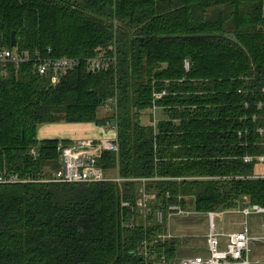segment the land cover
Wrapping results in <instances>:
<instances>
[{
    "label": "trees",
    "instance_id": "1",
    "mask_svg": "<svg viewBox=\"0 0 264 264\" xmlns=\"http://www.w3.org/2000/svg\"><path fill=\"white\" fill-rule=\"evenodd\" d=\"M13 34L20 52L83 64L57 85L31 65L0 72V178L59 171L58 144L71 142H38L42 125L117 122L119 154L100 165L159 179L147 185L154 212L264 207V0H0V50ZM102 52L117 53V69L92 74L85 61ZM112 101L115 114L103 110ZM139 187L0 184V264L175 260L179 240L154 243L167 218L137 214Z\"/></svg>",
    "mask_w": 264,
    "mask_h": 264
},
{
    "label": "built area",
    "instance_id": "2",
    "mask_svg": "<svg viewBox=\"0 0 264 264\" xmlns=\"http://www.w3.org/2000/svg\"><path fill=\"white\" fill-rule=\"evenodd\" d=\"M88 70L92 74H100L103 72L116 71L118 66V55L115 52L112 55L106 52L100 53L98 56L86 60ZM83 64L80 59L74 58H55L52 52L45 53H29L20 52L16 47L12 49L0 50V72L6 74L8 69H12L18 73L24 65H31L34 72L41 78H48L52 84L57 85L61 78L69 71L79 68ZM165 93L158 95L164 96ZM103 110L113 111L117 113V102H108ZM114 132V136L104 137L101 139H84L65 145L60 141L58 144V153L60 156V169L53 173L50 178L37 181H23L17 176L1 177L0 184H20L28 182H48L54 184H100V183H116L123 184L124 182H136L140 184L138 196L136 200V210L140 218L147 221L153 214V207L157 203V197L154 193L147 190L148 183L158 181L159 179H122L119 176L118 170L106 174L100 161L105 153L119 154L118 142V125L117 122L108 124V127ZM33 151V155H35ZM264 163V158L258 159ZM252 158L245 159L246 163H251ZM264 178V174L259 175ZM181 201V198H179ZM123 207L130 208V203H123ZM237 213L244 218H249L251 215H264V207L251 205L250 203L240 206ZM201 214L191 210H184L181 205L175 204L168 208V213L165 217L162 211L154 212V221L163 225L167 218L168 232L157 237L155 244L159 240L166 241L176 239L171 233V221L173 219H189L197 217ZM210 220V231L207 236V255L197 256L189 259H178V257L167 263L162 264H253L251 260L252 240L249 234L248 224L245 223L241 231L233 234H223L218 231L215 220L218 216L216 213H207ZM263 241V240H262ZM264 242V241H263ZM149 247L147 243L143 244L141 253L143 256H149Z\"/></svg>",
    "mask_w": 264,
    "mask_h": 264
},
{
    "label": "rangeland",
    "instance_id": "3",
    "mask_svg": "<svg viewBox=\"0 0 264 264\" xmlns=\"http://www.w3.org/2000/svg\"><path fill=\"white\" fill-rule=\"evenodd\" d=\"M149 123V122H148ZM264 174V170L263 173ZM223 212H216V214H221ZM154 214V211H153ZM152 214V215H153ZM203 216V215H202ZM196 219L191 217L189 219L179 220L173 219L171 221V232L175 236H187L189 238L180 239L181 244L179 245L178 249V259H189L197 256H205L207 250V242L205 238L209 234V220L206 219L196 225L191 224L194 223ZM236 221L238 222L237 225L233 230L239 231L245 223L248 224L250 229V237L252 240L251 251H252V260L254 262L264 263V245H262L259 240L264 241V216H253L250 218H242V217H235V216H228L224 215L221 217L216 218L215 224L216 227L221 233L223 234H231L232 231L228 224L230 222ZM223 230V231H222ZM258 241V242H257Z\"/></svg>",
    "mask_w": 264,
    "mask_h": 264
},
{
    "label": "crops",
    "instance_id": "4",
    "mask_svg": "<svg viewBox=\"0 0 264 264\" xmlns=\"http://www.w3.org/2000/svg\"><path fill=\"white\" fill-rule=\"evenodd\" d=\"M113 136H114V132L110 128L97 126L95 124L59 123V124H49V125L40 126L38 128V132H37V141L38 142H44V141H49V140H65V141H69V142L73 143V142H77L79 140H84V139L97 140V139H101L104 137L111 138ZM224 215L244 218L242 215L237 213V209L233 210V211H226V212H223L221 214H218L217 218L224 216ZM253 216H264V215H251L250 217H253ZM206 217H207L206 214H201L197 217H194V219H196V221L194 223L192 222L191 224H193V225L199 224V223L203 222L206 219ZM208 220H209V218H208ZM237 224H238V222H236V221H233V222L231 221L228 224V227L232 228L231 229L232 231H230L231 234L239 232L242 230L243 225H241L242 228L239 231L233 230L236 226L240 227V225H237ZM248 228H249V226H248ZM209 231H210V220H209ZM219 232H221V231H219ZM249 234H251L250 229H249ZM175 237L177 240H180L181 238L182 239L189 238L185 235L175 236ZM206 239H207V237L205 238V240ZM206 242H207V240H206ZM259 242L262 245H264V242L262 240H259ZM180 244H181V241H180L179 245ZM206 255H207V250H206ZM251 260H252V254H251ZM253 264H264V263L253 261Z\"/></svg>",
    "mask_w": 264,
    "mask_h": 264
},
{
    "label": "water",
    "instance_id": "5",
    "mask_svg": "<svg viewBox=\"0 0 264 264\" xmlns=\"http://www.w3.org/2000/svg\"><path fill=\"white\" fill-rule=\"evenodd\" d=\"M11 46H12V48H15V47H16V38H15V34L12 35ZM240 203H241V206H244V205L249 204V201H248V199L244 198V199H242V201H241Z\"/></svg>",
    "mask_w": 264,
    "mask_h": 264
}]
</instances>
